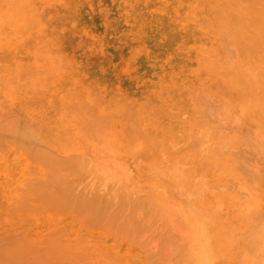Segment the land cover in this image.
<instances>
[{"label": "rangeland", "instance_id": "1", "mask_svg": "<svg viewBox=\"0 0 264 264\" xmlns=\"http://www.w3.org/2000/svg\"><path fill=\"white\" fill-rule=\"evenodd\" d=\"M22 20L29 21L26 28L37 23L39 35L20 29ZM14 21L13 30L0 39L5 46L0 50V121L25 125L30 148L47 147L54 158L65 161L70 168L66 175L75 184L90 186L100 180L96 183L100 193L113 187L125 189L130 196L139 193L145 203L142 224L135 231L122 225L131 213L123 222V214L117 218L132 202L122 200L126 206L129 203L122 209L120 200L123 211L118 205L110 220L118 233L111 232L110 212L106 216L110 218L101 222L108 219V234L100 221L95 222L99 228L90 227L94 220L81 224L86 223L81 220L84 205H77L83 217L76 221L72 218L78 212H65L64 206L53 210L58 209L57 214L51 211L49 184L44 188V204L34 193L18 192L23 184L19 182L14 189L17 195L0 190V240L8 238L0 241V264L11 263L15 256L13 263L18 256L22 264H32L38 254L46 256L42 246L54 245L52 253H58L59 240L62 250L73 246L78 253L71 249L75 253L69 254V249L64 255L58 246L65 258L47 256L48 264H264V218L259 209L264 205V0H0V31ZM18 60L25 61L20 85L8 96L3 89L13 86L18 77L2 64L10 61L16 66ZM196 97L212 104L204 108ZM216 99L224 107L217 112L219 123L214 118L217 113L211 112ZM245 137L263 147L254 144L244 155L250 166L262 171L257 176L262 175L263 182L253 181L239 168L228 174L229 165L236 163L234 150L241 151L240 139ZM26 160L18 151L4 157L9 174L0 175L8 177L18 169L43 173L48 165ZM81 160L88 162L83 172ZM24 195L31 197L24 206L34 204L15 214L11 207ZM23 222L27 223L22 227ZM124 228L135 235L129 236L130 231L125 235ZM51 232L60 235L58 241H53L56 236ZM83 232L89 235L82 238ZM248 233L263 242L259 253L241 256L237 252L247 245L243 239ZM39 236L44 245L36 247L42 240ZM23 237L35 239L31 241L35 247ZM100 242L109 247L105 251H111L109 258L103 248L101 255L97 253ZM75 243L88 244L91 254L89 247L84 248L89 253L85 255ZM9 251L14 257L8 256ZM39 261L36 264L47 263Z\"/></svg>", "mask_w": 264, "mask_h": 264}, {"label": "bare ground", "instance_id": "2", "mask_svg": "<svg viewBox=\"0 0 264 264\" xmlns=\"http://www.w3.org/2000/svg\"><path fill=\"white\" fill-rule=\"evenodd\" d=\"M191 7H193V6H191ZM255 8V7H254ZM190 9V8H189ZM254 10H256V9H254ZM30 18V17H29ZM13 23H15V21L14 22H12V23H10L7 27H5L4 29H2L1 28V30L2 31H0V34L2 35V38H0V39H4V38H6V36H7V34L8 33H10V32H7V31H11V30H13V27L15 26V24H13ZM50 24L52 23V22H49ZM25 25H29V21H24V20H22V25L19 27L20 29H22L23 31H26V32H29V34L31 35V36H38L39 35V26L37 25V23H33V25H32V27L31 26H28L27 28H26V26ZM25 29V30H24ZM31 29V30H30ZM222 38L224 37V36H221ZM55 38H57V37H55ZM52 39H54V38H52ZM62 39L63 40H65V38L64 37H62ZM219 39H221V38H219ZM221 41V40H220ZM10 45V44H9ZM12 45V44H11ZM5 46H2V44L0 43V50L2 49V48H4ZM13 47V46H12ZM18 47V46H17ZM25 48V47H24ZM15 50V49H14ZM57 50V49H56ZM226 51H229V50H226ZM225 51V52H226ZM230 51H232L231 49H230ZM52 52V51H51ZM192 52V51H191ZM190 52V53H191ZM24 53V52H23ZM22 53V54H23ZM61 53V52H60ZM33 56V55H32ZM56 56H58V55H56ZM189 56V55H188ZM22 57V56H21ZM14 58V57H13ZM33 58V57H32ZM38 58H39V56H38ZM188 58V57H187ZM21 59V58H20ZM40 59V58H39ZM42 59V58H41ZM13 60V59H12ZM30 61V60H29ZM22 62H23V60H18L17 61V68H16V66L14 65V64H9L10 63V61H9V63H3L2 64V66H3V68L4 69H12V72L16 75L15 77H18L14 82V84H13V86L12 85H10L9 87H7V89H3L5 92H6V94L8 95V96H12V94H14V91H12L13 90V88H17L18 89V85H20V80H19V77L22 75V73H23V66H22ZM25 62V61H24ZM23 62V63H24ZM1 63V62H0ZM27 66V65H26ZM31 66V65H30ZM33 66V65H32ZM28 67V66H27ZM1 69V68H0ZM3 71V70H2ZM21 81H23V80H21ZM45 91V90H44ZM46 93V92H45ZM16 94H18V92L16 93ZM200 94V93H199ZM199 94L198 93H196L195 94V96H197L198 95V97H199ZM201 96H202V93H201ZM206 95H204L203 94V97H205ZM198 97H196L197 99H199V101H200V98H198ZM207 97V96H206ZM208 98V97H207ZM207 98H204V99H207ZM216 101H219L218 99H216L213 103H215V106L216 105H218V107H213L214 108V111L213 110H211V112H215L214 114H216L218 111H219V113H221L220 112V108H221V106L222 105H219V103L218 104H216L217 102ZM201 102V101H200ZM202 102H203V100H202ZM201 102V103H202ZM206 101H204V103H205ZM221 103V102H220ZM203 104V103H202ZM206 104V107H210V106H208L207 104H209V105H211L212 103L211 102H209V103H205ZM205 104H203L202 106L205 108ZM222 104V103H221ZM215 108H219V110H215ZM223 109H224V107H222ZM222 108H221V110H222ZM201 109H203V108H201ZM201 109L199 110V111H201ZM209 109V108H208ZM208 109L206 110V111H208ZM210 110V109H209ZM134 111V110H133ZM196 111V110H195ZM203 113H208V112H203ZM201 114H202V111H201ZM200 114V115H201ZM209 114V113H208ZM214 114H212L213 116H216V115H214ZM104 115V114H103ZM204 115V114H203ZM202 115V117H204V116H206V115H204L203 116ZM129 117H130V115H128ZM210 116H211V114H210ZM210 116H208V117H210ZM219 116H220V114H219ZM129 117H127L128 119H129ZM133 116H131V118H132ZM212 117V116H211ZM221 117V116H220ZM126 118V119H127ZM215 119H218L217 120V123H219V120L221 119V118H218V113H217V118L216 117H214ZM132 120V119H131ZM128 120H126V122H127ZM129 121H130V119H129ZM203 121V120H202ZM126 122H125V124H126ZM131 122V121H130ZM216 121H214V122H212V123H215ZM11 123H12V121L10 120V119H7V120H1L0 121V157H1V167H0V174H3V175H8L9 174V171L6 169V168H4V164L2 163V159L4 158V157H8V156H11L15 151H18L19 153H22V154H24V155H26L27 156V160L25 161L26 163H31V161H33V162H36V161H47L46 163H48V165H47V168L46 169H43V173L42 172H39V171H35V173L36 174H33V173H31V171H28V172H26L24 169H21V170H17V172L16 173H12V174H10L8 177H3V175H0V190H7V191H12L14 194H16L17 195V193H15V191H14V189H15V187L16 186H19V185H21L19 182H22L23 184L18 188V192L21 190V189H24L23 190V193L22 194H25V195H30V194H36L35 195V197L34 198H39V200L41 201V203H44V204H46L45 203V196H44V193H46V192H44V188H45V185L46 184H49V186H50V188H51V192L50 193H48L49 195V197H50V200L47 202V204H48V206L52 209L51 211H53V210H55L56 208H57V206H58V209H59V207H60V209L62 208V206H64V207H66V208H64V211L65 212H78V214L77 215H74L73 216V220L74 221H76L75 219L77 218V220H78V217L80 216V217H83L82 216V214L80 213V212H82V211H80L81 210V208H84V206H85V210L83 209V212L85 213V214H83L84 215V219H82L81 218V220L83 221H85L86 223H84V222H81V224L83 223V224H87V223H89L88 221H92V220H94V222H91V223H93L94 224V226L90 223V227L92 228V227H95L97 224V226H96V228L99 226V223H95V222H99L100 221V226L109 234L110 233V228L109 229H107L108 228V226H106L107 228H105V224H106V222H107V220L108 219H106V222H103L104 223V227H103V223H101L102 221H103V218L105 219V217L106 216H108L109 215V213L108 212H110L111 214H110V216L112 217V218H110V217H106V218H110L109 219V221L108 222H111V223H108V224H110V227H111V225H112V221H110V220H112L113 219V214H115L114 212H115V208H117L118 207V205H119V202H120V200H121V202H120V204L122 203L123 204V206L122 205H119V207H118V210H121V211H123L122 209H123V207L125 208V204H124V202L125 203H127V202H130V201H132L131 202V207L127 210V208H125L126 209V214H124V213H119V215H117V218L118 217H121L122 215L121 214H123L124 216H123V218H122V222H123V219H124V217H125V215H127V214H130V215H127L126 217H129L128 219H126V217H125V220H126V222H127V224H122L123 226L124 225H126V227L127 228H130V226H131V228L133 229V227H134V230L135 231H138L137 229H138V226H140L142 223H140L139 222V220H141V218H142V216H141V212H142V210H144L143 208H142V205L145 203H142L143 202V198L141 197V195L139 194V193H136V192H133V196L131 195L130 196V194L127 192V190H125V189H120L119 190V188L117 189V188H115V187H113V188H110V190H109V188L108 189H105V191L103 192H101V193H104V195H101V196H98V195H100L101 193L98 191V189H99V187L98 186H96V183L97 182H99V181H97L95 184H92L91 183V185L90 186H88L87 184H79L78 182L76 183V184H79V185H76L75 184V182L73 181V179H71L68 175H66V173H67V171L69 172L70 171V168H67V166H66V163H65V161H63V160H60V159H56V158H54L53 156H52V153H50L49 152V150H48V148L46 147V149H44V150H38V149H36L37 151H39V152H37V151H33L34 149L33 148H30V144H32L31 143V139L29 138V136H30V131L29 130H26V126L25 125H23V124H21V123H17L16 124V126L15 125H11ZM209 123V122H208ZM131 124H133V123H131ZM198 124V123H197ZM205 124H207V122L205 123ZM216 124V123H215ZM214 124V125H215ZM223 124V123H222ZM224 125V124H223ZM127 126H128V124H127ZM131 126V125H130ZM204 126H206V125H204ZM126 127V126H125ZM129 127V126H128ZM210 127H212V125H211V123H210ZM220 127V126H219ZM222 127V126H221ZM220 127V129H222ZM209 129V128H208ZM247 136V135H246ZM248 136H250V135H248ZM248 136H247V138H248ZM252 137V136H251ZM251 137H249V138H251ZM246 138V137H245ZM245 138H243V139H245ZM245 139V141H241V139H240V143H239V145H241V148H240V150L241 151H239V150H234V154L236 155L235 157H236V163L235 164H233V167H230V165H229V167H228V174H234L235 172H236V170H235V168H237V170H238V168H239V170L241 169V171H244L245 173H246V175L248 174L249 175V177H250V179H252L253 181H261V182H263L262 180H261V178L260 177H262V175H260V176H257V172H258V169H256V167L255 166H250L245 160L246 159H248V158H246L244 155H245V153H246V151L249 149V148H252L253 147V145L255 144L256 146L255 147H257V146H259V144H258V142L257 141H253V138L252 139ZM248 141V142H247ZM247 142V143H246ZM256 142H257V144H256ZM35 143V142H34ZM245 143V144H244ZM34 146V145H33ZM32 146V147H33ZM261 146V148H263L262 147V145H260ZM259 146V147H260ZM232 147V146H231ZM230 147V148H231ZM232 149V148H231ZM6 152V153H5ZM233 153V152H232ZM234 154H232V155H234ZM257 154H259V153H257ZM237 155H238V157H237ZM234 157V156H233ZM258 157L260 158V156L258 155ZM257 157V158H258ZM25 158V157H24ZM262 156H261V159H259L260 161H262ZM26 159V158H25ZM30 159V160H29ZM234 160H235V158H234ZM249 160V159H248ZM249 162V161H248ZM81 164L83 165V167H82V169H81V172H83L86 168H87V164H88V162H87V160H85V161H82L81 160ZM9 169H10V171L11 172H14L15 170H13V168L10 166V167H8ZM256 169V170H255ZM37 173H41L40 175L41 176H39V175H37ZM73 173H75V172H73ZM256 173V174H255ZM258 173H262V171H259ZM247 175V176H248ZM38 176V177H37ZM56 176V177H55ZM95 176V175H94ZM100 176V175H99ZM98 177V176H97ZM96 177V178H97ZM104 177V176H103ZM99 179V178H98ZM98 179H96V180H98ZM101 179V178H100ZM108 179V178H107ZM75 180V179H74ZM86 180V179H85ZM90 180H92V178L90 179ZM90 180L88 179V182H90ZM70 181V182H69ZM104 181H107L106 179H104ZM63 183H66V185H65V187H63L62 185H63ZM101 183V182H100ZM98 184V183H97ZM114 183L112 182V184H111V186L113 185ZM99 185V184H98ZM104 186V185H103ZM106 187L108 186L109 187V185H105ZM16 190V189H15ZM101 191V190H100ZM11 192V193H12ZM99 192V193H98ZM130 192V191H129ZM4 193V192H3ZM6 193H8V192H5V194ZM10 193V194H11ZM12 193V196H14V194ZM105 193L107 194V195H105ZM136 194V195H135ZM25 195H24V197H25ZM46 195V194H45ZM47 196V195H46ZM31 197H25L23 200H20V201H15L14 202V205H13V207H11V209L12 210H15V211H13V212H15V214H16V211H17V213L19 212V215H20V213H22V211H24V209H26L27 210V208H32L31 206L34 204H30V206H28V207H26V206H24V203H25V199H30ZM139 198L140 199H142V200H140L141 201V203L142 204H140L139 203ZM11 199V198H10ZM137 199H138V201H137ZM119 200V201H118ZM122 200L124 201V202H122ZM75 203H76V205H75ZM79 204H81L82 205V207H81V205H79ZM139 204L141 205V206H139ZM77 205H79L81 208L79 209L78 207L79 206H77ZM84 205V206H83ZM100 205H101V207H100ZM128 205H129V203H128ZM127 205V206H128ZM73 206H75L74 208H76V206H77V208L79 209H77L76 208V210L75 209H71ZM121 206H122V209H121ZM126 206V207H127ZM24 207H26V208H24ZM46 207H47V205H46ZM69 207V208H68ZM107 208H110V210H108ZM120 208V209H119ZM10 209V210H11ZM33 209L34 210H36L37 208L35 207L34 208V206H33ZM58 209H57V211H58ZM63 209V208H62ZM67 209H69V210H66ZM124 209V210H125ZM259 209H260V211H261V218H264V205H259ZM31 210V209H30ZM29 210V211H30ZM105 210V211H104ZM114 210V211H113ZM57 211H53V212H56V214H57ZM61 211V210H60ZM107 211V213L108 214H106V213H104V212H106ZM121 211H119V212H121ZM127 211H128V213H127ZM129 211H131V212H129ZM141 211V212H140ZM31 212V211H30ZM32 212H33V210H32ZM82 212V213H83ZM149 212H150V210H149ZM151 212H152V210H151ZM34 213V212H33ZM99 213L101 214V215H99ZM103 213V214H102ZM80 214V215H79ZM23 215V214H22ZM22 215L20 216L21 218H22ZM30 215L32 216V214L30 213ZM35 215V214H34ZM102 215L104 216V217H102ZM78 216V217H77ZM102 218H100V217ZM131 216V217H130ZM23 217H25V216H23ZM80 217H79V220H80ZM147 218L149 217V216H146ZM145 217V218H146ZM17 218V217H16ZM25 218H27V217H25ZM29 218V217H28ZM28 218H27V221H28ZM100 218V219H99ZM131 218V219H130ZM19 219L20 218H18V222H19ZM24 219V218H23ZM32 219H33V217H32ZM38 219V218H37ZM39 219H42V218H39ZM120 219V218H119ZM5 220V219H4ZM9 220V219H8ZM7 220V221H8ZM21 220V219H20ZM25 220V219H24ZM31 220V219H30ZM44 220H46L45 218H44ZM114 220V219H113ZM118 220V219H117ZM117 220H116V222H117ZM125 220H124V222H125ZM142 220H143V218H142ZM3 221V220H2ZM13 221H15V220H13ZM23 221V220H22ZM55 221V220H54ZM65 222V223H67V221H65V220H61L60 222ZM131 221V222H130ZM31 222V221H30ZM46 222V221H45ZM56 222H57V220H56ZM114 222V221H113ZM119 222H120V220H119ZM125 222V223H126ZM134 222V224H132ZM137 222V223H136ZM27 223V222H26ZM25 223V224H26ZM43 223V222H42ZM42 223H41V226H42ZM73 223V222H72ZM132 224V225H128V224ZM138 223H139V225H138ZM17 224V223H16ZM21 225L22 224H24V222L23 223H20ZM24 224V225H25ZM45 224V223H44ZM81 224H79V225H81ZM82 224V225H83ZM96 224V225H95ZM107 224V225H108ZM15 225V224H14ZM13 225V226H14ZM21 225H19V226H21ZM81 225V226H82ZM117 226H118V222H117V224H116ZM120 225V224H119ZM121 225V226H122ZM134 225H136V227L134 226ZM27 226V225H26ZM57 226V225H56ZM84 226V225H83ZM22 227H23V225H22ZM37 227V226H36ZM52 227H54V228H52V229H58V228H55V226H52ZM63 228H64V230H65V227L64 226H62ZM100 227V229H102ZM114 227V223H113V226L111 227V228H113ZM29 228V227H28ZM39 228V227H38ZM43 228V227H42ZM99 228V227H98ZM121 228H123V227H121ZM127 228H124V229H121L122 231L123 230H125L124 232V234L125 235H127L126 233H128L127 231H130V230H132V229H128L127 230ZM36 229V228H35ZM44 229V228H43ZM49 229V228H48ZM68 229V228H67ZM116 229H117V227L114 229H111V230H113V231H111L112 233H114V230L116 231ZM50 230L51 229H49V231H47V232H50ZM59 230V229H58ZM62 229H61V227H60V231H61ZM130 231L129 232V236H131V234H133V235H135V231ZM46 231V230H45ZM57 231V230H56ZM76 231V230H75ZM119 231V233H121L122 231H120V230H118ZM20 231H18V233H19ZM24 231H22V233H23ZM55 232V231H54ZM58 232V231H57ZM62 233H63V231H61ZM105 232V233H106ZM134 232V233H133ZM1 233V232H0ZM44 233V232H43ZM51 233H53V232H51ZM59 234H61L60 232H58ZM80 233V232H79ZM99 233V232H98ZM111 233V234H112ZM116 233H118L117 231H116ZM25 234V232L22 234V235H24ZM49 235H51L50 233H48ZM48 234H46L47 236H48ZM55 233H53V235H54ZM78 234V233H77ZM86 235V234H88V233H84L83 232V234L82 235H80V236H82V238H83V235ZM22 235H20V237H19V235H18V237L19 238H21L22 237ZM45 235V233H44V236L43 237H45V238H50V236H46ZM57 235L58 234H55V236L56 237H54L53 239V241H56L55 239H57V241H58V237H60V235H58V237H57ZM79 235V234H78ZM89 235V234H88ZM87 235V236H88ZM103 235V234H102ZM115 235V234H114ZM127 235V236H128ZM3 236L4 235H2L1 236V238H3ZM63 236V235H62ZM79 236V237H80ZM86 236V237H87ZM117 236H119V234L117 235ZM121 236H123V235H121ZM138 235H136L135 237H137ZM25 237V236H24ZM23 237V238H24ZM40 237V236H39ZM43 237H40V238H42V240H40V242L38 243L37 242V244H38V246L36 245V247H39V246H42V245H44V241H45V239H43ZM53 237V236H52ZM72 237H74V235L72 236ZM85 237V236H84ZM134 237V236H133ZM28 237H26V238H24V239H26V242L28 243L29 241H28V239H27ZM81 238V237H80ZM81 238V239H82ZM88 238V237H87ZM87 238H84L83 239V241H85V243H88L89 244V241H87ZM118 239H119V237H117ZM6 239H8L7 237L3 240V239H1L0 241H4V242H2V243H5L6 242ZM12 239V238H11ZM47 239V240H48ZM30 240V239H29ZM33 240H35V239H31L30 240V247H32V243L33 242H31V241H33ZM44 240V241H43ZM46 240V243L47 242H49L50 244H51V242L54 244V242L53 241H51V240H48L47 241ZM88 240H89V238H88ZM120 240H121V238H120ZM41 241H43L42 243H41ZM51 241V242H50ZM61 240H59L58 241V245L57 244H55V246L57 245V247H55L56 248V251L58 252V253H52L55 249H54V245H49L48 246V244L46 245L48 248H51L52 249V247H53V249L52 250H50V249H48L46 246H42L41 247V250H42V253L44 254V255H46V256H44V258H42V256L43 255H41V254H38V255H40L39 256V259H40V257L43 259L42 261H39V259H37L38 258V255L36 256V254L34 255V257L37 259L36 261H39V262H46L47 261V263H45V264H48V260H46L45 258L47 257V256H55V254H57L56 256H59L58 258H63L64 257V255H68V251L67 250H69V254H70V251H71V249L73 250L74 248H72L73 246H71V247H69V249H67V250H62L61 249V246H60V244L61 243H59ZM76 242H78V240H75ZM62 242V241H61ZM67 242V241H66ZM69 242H71V244L72 245H74V242L73 241H69ZM90 242H91V240H90ZM93 242V241H92ZM95 242V241H94ZM122 241H120L119 243H121ZM243 242H245V243H247V245H244L245 247H244V249H240L237 253L239 254V255H241V256H247L248 254H255V253H259V248H260V246H261V243L263 242L262 240H258L255 236H254V234L253 233H248V235H247V237L245 238V239H243ZM1 243V242H0ZM35 243V242H34ZM34 243H33V248L35 247L34 246ZM45 243V244H46ZM57 243V242H56ZM78 243H80V242H78ZM95 243H97V242H95ZM102 242H100V246L102 245L101 244ZM127 243H129V242H127ZM29 244V243H28ZM36 244V243H35ZM39 244H41V245H39ZM70 243H68V244H66V246L67 245H69ZM70 244V245H71ZM76 245H77V247H78V245L79 244H77V243H75ZM88 244H87V246H86V244H85V246L83 247L82 245L81 246H79L78 248H80V250H81V252L83 253V254H85L86 255V253L89 255V253L91 254V252H90V250H88V249H90V247L88 246ZM98 244V243H97ZM130 244H132L131 242L129 243V245ZM2 245V244H1ZM64 245V247H65V242H63L62 243V246ZM75 245V246H76ZM89 245H91V246H93V248H94V250H95V248H96V250H97V247H96V245L94 244V245H92V244H89ZM98 245V246H99ZM104 245H105V243H104ZM107 245H109V244H107ZM133 245V244H132ZM131 245V246H132ZM58 246H60V248H58ZM95 246V247H94ZM99 246V247H100ZM114 246H115V244H114ZM131 246H128V248L129 247H131ZM87 247H89V248H87ZM98 247V248H99ZM105 247V246H104ZM60 249V250H62V253L64 254H62L63 255V257H62V255H61V257H60V255L59 254H61V251L60 250H58V249ZM68 248V247H67ZM76 248V247H75ZM82 248V249H81ZM84 248H87V251L89 252H86V251H84ZM92 248V247H91ZM93 248H92V250L91 251H93V252H95L94 250H93ZM101 248H103V245H102V247H100L99 249H98V251H97V253L98 254H100L101 255V253H100V251L101 250H103V252H105L106 251V249L107 248H109V247H107L106 249L105 248H103V249H101ZM111 248H113V246L111 245V247H110V249ZM128 248H127V250H128ZM132 248V247H131ZM44 249H46L48 252H50L51 251V253H50V255H48V254H45V250ZM101 249V250H100ZM126 249V248H125ZM80 250H79V252H80ZM124 250V249H123ZM64 251H66V252H64ZM73 251H75V249L73 250ZM108 251V250H107ZM113 251V250H112ZM132 251V250H131ZM10 252V251H9ZM9 252L7 253V254H9ZM76 252V254L78 253V250H76L75 251ZM75 252H72L71 251V253H75ZM102 252V253H103ZM109 252H111L110 250H109ZM108 252V253H109ZM119 252V251H118ZM15 253V252H14ZM66 253V254H65ZM106 253V252H105ZM108 253H106L104 256H106L107 255V257L109 258V256L108 255H110V254H108ZM122 253V252H121ZM121 253H119L120 255H121ZM128 253H129V251H128ZM83 254H82V256H83ZM123 254V253H122ZM127 254V253H126ZM132 254V252H130V255ZM14 254H13V252H10V255H8V256H13ZM72 255V254H71ZM80 255H81V253H80ZM113 255V259H115L114 258V254H112ZM118 257H119V255H117ZM124 256V255H123ZM14 257V256H13ZM12 257V258H13ZM16 257V256H15ZM15 257L12 259L13 261H14V259H15ZM85 258H86V256H84ZM111 257V256H110ZM128 257V256H127ZM34 258V259H35ZM65 258V257H64ZM101 258H103V256H101ZM112 258V257H111ZM131 258V257H130ZM132 258H134L135 259V257L132 255ZM131 258V259H132ZM19 259V257L17 256V261L16 262H14L13 263V261L12 260H10V262L11 263H9V264H22L21 262H22V260H21V258H20V260H21V262L18 260ZM45 259V260H44ZM104 259H107V258H104ZM126 259V258H125ZM5 260V259H4ZM8 260V259H7ZM118 260H120V259H118ZM123 260V259H122ZM133 260V259H132ZM131 260V262H133V261H135V260H133L132 261ZM19 261V263H17ZM30 261H31V259H30ZM36 261L34 262L35 264H36ZM109 261V260H108ZM121 261V260H120ZM123 262H124V260H123ZM128 262H130L129 260H128ZM6 263V262H5ZM28 263H29V261H28ZM32 264H34L33 262H31ZM119 263V262H118ZM126 263V262H125ZM124 263V264H125ZM25 264V263H24ZM40 264V263H39ZM44 264V263H43ZM120 264V263H119ZM127 264V263H126ZM130 264V263H129ZM132 264V263H131ZM182 264V263H181Z\"/></svg>", "mask_w": 264, "mask_h": 264}]
</instances>
